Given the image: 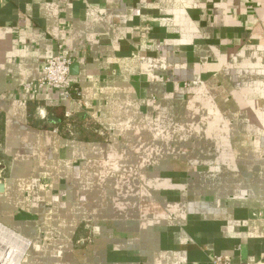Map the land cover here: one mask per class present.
<instances>
[{
  "label": "crops",
  "instance_id": "1",
  "mask_svg": "<svg viewBox=\"0 0 264 264\" xmlns=\"http://www.w3.org/2000/svg\"><path fill=\"white\" fill-rule=\"evenodd\" d=\"M0 172L26 264H264V0H0Z\"/></svg>",
  "mask_w": 264,
  "mask_h": 264
},
{
  "label": "built area",
  "instance_id": "2",
  "mask_svg": "<svg viewBox=\"0 0 264 264\" xmlns=\"http://www.w3.org/2000/svg\"><path fill=\"white\" fill-rule=\"evenodd\" d=\"M73 61L70 56H68L63 48L59 49L58 54L47 59L44 67V76L37 80L36 82L28 84L25 89L32 90L35 93L50 90L55 87H61L65 90V95L67 99L79 102V91L67 88V83L71 75V67ZM73 114L67 112L65 114L66 120H71ZM45 117V116H44ZM58 132V130H57ZM2 177L0 172V178ZM8 230L19 235L23 240H25L27 249L25 256L22 260V264H26L25 260L27 254L32 246V242L27 238L23 237L19 233L15 232L4 223L0 221V232ZM212 264H234L233 259L226 255H215L212 259Z\"/></svg>",
  "mask_w": 264,
  "mask_h": 264
},
{
  "label": "bare ground",
  "instance_id": "3",
  "mask_svg": "<svg viewBox=\"0 0 264 264\" xmlns=\"http://www.w3.org/2000/svg\"><path fill=\"white\" fill-rule=\"evenodd\" d=\"M26 249L25 240L16 233L0 232V264H22Z\"/></svg>",
  "mask_w": 264,
  "mask_h": 264
},
{
  "label": "trees",
  "instance_id": "4",
  "mask_svg": "<svg viewBox=\"0 0 264 264\" xmlns=\"http://www.w3.org/2000/svg\"><path fill=\"white\" fill-rule=\"evenodd\" d=\"M55 124L57 125V126H60V125H64V119L63 118H58L57 120H55Z\"/></svg>",
  "mask_w": 264,
  "mask_h": 264
},
{
  "label": "water",
  "instance_id": "5",
  "mask_svg": "<svg viewBox=\"0 0 264 264\" xmlns=\"http://www.w3.org/2000/svg\"><path fill=\"white\" fill-rule=\"evenodd\" d=\"M5 185L0 183V194L4 193Z\"/></svg>",
  "mask_w": 264,
  "mask_h": 264
}]
</instances>
